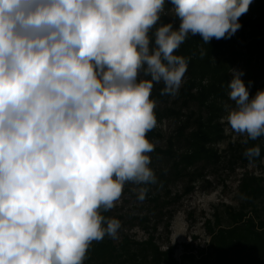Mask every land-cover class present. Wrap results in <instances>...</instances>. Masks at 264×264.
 <instances>
[{
    "label": "clouds",
    "instance_id": "clouds-1",
    "mask_svg": "<svg viewBox=\"0 0 264 264\" xmlns=\"http://www.w3.org/2000/svg\"><path fill=\"white\" fill-rule=\"evenodd\" d=\"M250 2L171 0L174 28L165 0H0V264H84L94 241L118 238L102 210L126 182L156 180L154 83L174 95L188 35L230 38ZM231 71L222 122L247 144L264 136V89Z\"/></svg>",
    "mask_w": 264,
    "mask_h": 264
},
{
    "label": "rangeland",
    "instance_id": "rangeland-1",
    "mask_svg": "<svg viewBox=\"0 0 264 264\" xmlns=\"http://www.w3.org/2000/svg\"><path fill=\"white\" fill-rule=\"evenodd\" d=\"M172 7L173 5L169 9L165 8L161 17L166 16L179 26L180 20L173 14ZM256 17L255 14L247 13L240 19L241 21L239 20L241 27L230 38L218 41L214 38L215 42L224 43L222 52H227L238 60L230 69L229 73L232 78L231 70L239 72L241 79L246 76L247 68L240 58L252 42L257 40ZM260 34L261 47L264 51V26ZM199 42L198 56L193 57V54H189L190 60L194 61L195 65L199 62L195 60H200V58L202 60L207 53L208 45H211L210 42L209 44L204 43L202 39ZM218 56L217 53L213 55L214 58ZM186 60L187 71L179 90L194 73L199 74L195 71L196 68L191 67L189 58ZM208 80L205 79L203 82L207 84ZM260 80H258L259 85L263 82ZM155 86L164 88L163 82L154 83L153 88ZM179 90L174 95L170 94L165 100L158 102V107L162 110L161 114L157 113V106H155L157 124L153 133H148V138L154 144L155 149L149 153L150 167L156 177L155 182L149 184L126 182L120 200L111 209V216L118 218L121 222L116 241L126 235L139 242L153 236L162 251H167L169 248L174 249V258L180 264L184 255L193 256L194 264H204L202 259L208 257L211 244L209 227L218 229L215 223L216 213L224 211V204L237 207L238 185L244 174L251 173L264 178V153L246 166L239 163L234 165L228 163L230 146L243 145L242 141L246 137L233 132L226 122H222V117L226 115L224 105L232 103L227 92V99L224 100L222 106L223 111L217 118L223 132L222 137L216 136L214 143L210 145L221 157L220 162L210 164L201 160L188 165L186 172L200 173L194 182L189 176L180 178L173 176L170 171L172 166L170 152L175 156H180L179 159L182 158L181 155L184 152H189L191 147L187 139L195 130H198L197 120L202 119L205 122L208 116L204 109L200 108L198 102L184 103L185 97L180 96ZM196 91V89L193 90L194 93ZM218 133L220 134L221 131H216L215 134ZM170 145H173L171 151H169ZM160 173H162V178ZM142 187L147 188V193L145 198L140 200L138 191ZM156 196L158 201H153ZM223 225L226 227L225 222Z\"/></svg>",
    "mask_w": 264,
    "mask_h": 264
},
{
    "label": "trees",
    "instance_id": "trees-1",
    "mask_svg": "<svg viewBox=\"0 0 264 264\" xmlns=\"http://www.w3.org/2000/svg\"><path fill=\"white\" fill-rule=\"evenodd\" d=\"M171 0H165V8L169 9ZM257 15L255 23L258 24L257 40L246 49L240 58L243 61L247 71L242 79L249 90L250 95H255L258 90L264 89V51L262 50V40L260 31L264 26V0H251L248 11L245 13ZM243 14L241 18L244 17ZM173 23V27H178L172 19L162 16L160 23ZM241 21V20H240ZM239 21V22H240ZM257 26V25H256ZM154 29L150 33L154 41ZM199 35H188L184 43L176 50L175 54L182 55L186 59L189 54L193 57L198 56L197 45L200 43ZM214 38L208 45L207 53L204 58L195 65L191 61V67L196 68L194 73L185 85L179 90L180 96H184V103L196 101L200 108L207 113L205 122L198 119V130H195L187 139L190 145L189 152H184L180 156H175L170 152L172 157L171 173L173 176L180 178L189 176L192 182L200 175L199 172H186L187 166L195 164L201 160L207 163L220 162V156L217 151L210 146L216 136L222 137V130L218 119L223 111V102L227 99V84L231 81L232 76L229 73L233 64L238 61L236 57L227 52H222L224 43L215 42ZM218 41V40H217ZM215 47V49H214ZM217 53L218 57L213 55ZM213 57V59H212ZM199 70V71H198ZM209 78V80H208ZM207 79L208 83L203 81ZM261 79V80H260ZM258 80L263 81L260 85ZM197 91L194 93L193 90ZM162 88L154 87L151 92V99H154L157 106V113L161 114L162 110L158 107V102L163 101L170 94H161ZM187 104V103H186ZM184 127V126H183ZM182 127V128H183ZM181 128V127H180ZM181 128V129H182ZM216 131H221L215 134ZM153 130L149 132L152 134ZM192 138V139H191ZM259 146L260 155L264 153V136L256 140H248L247 144L231 145L228 163L230 165L248 163L257 157L249 159L244 155L248 147ZM173 145L169 146L171 151ZM155 150V149H154ZM157 151V149H156ZM259 155V156H260ZM162 178V173H160ZM237 207L223 205L224 211L216 213L215 223L218 229L209 227L211 235V244L208 251V257H204V264H264V178L246 173L240 179L238 190ZM158 201V197L153 198ZM102 215L111 218V210L103 211ZM226 223V227L223 225ZM181 264H194V257L184 255ZM84 264H180L174 258V249L169 248L162 251L156 244L155 238L150 236L145 241H135L129 236H123L119 241L105 236L101 241H94L87 252Z\"/></svg>",
    "mask_w": 264,
    "mask_h": 264
}]
</instances>
